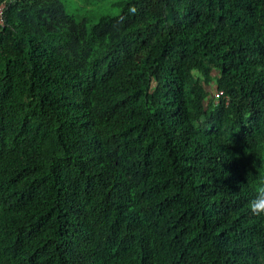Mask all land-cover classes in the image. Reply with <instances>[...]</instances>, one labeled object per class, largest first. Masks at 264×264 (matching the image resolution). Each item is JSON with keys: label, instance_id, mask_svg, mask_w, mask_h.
Listing matches in <instances>:
<instances>
[{"label": "trees", "instance_id": "obj_1", "mask_svg": "<svg viewBox=\"0 0 264 264\" xmlns=\"http://www.w3.org/2000/svg\"><path fill=\"white\" fill-rule=\"evenodd\" d=\"M111 5L0 0V264H264V0Z\"/></svg>", "mask_w": 264, "mask_h": 264}, {"label": "rangeland", "instance_id": "obj_2", "mask_svg": "<svg viewBox=\"0 0 264 264\" xmlns=\"http://www.w3.org/2000/svg\"><path fill=\"white\" fill-rule=\"evenodd\" d=\"M65 7L71 13L85 17L89 20L95 19L100 13L103 12H117L118 7L112 6V3L120 2L122 0H62ZM214 92L216 90L214 89ZM214 97L218 98L215 93Z\"/></svg>", "mask_w": 264, "mask_h": 264}, {"label": "clouds", "instance_id": "obj_3", "mask_svg": "<svg viewBox=\"0 0 264 264\" xmlns=\"http://www.w3.org/2000/svg\"><path fill=\"white\" fill-rule=\"evenodd\" d=\"M247 211L251 217L264 220V180L258 182L255 195L247 203Z\"/></svg>", "mask_w": 264, "mask_h": 264}]
</instances>
